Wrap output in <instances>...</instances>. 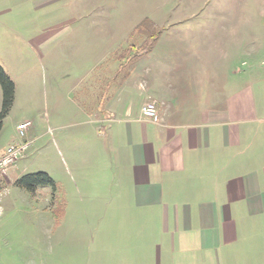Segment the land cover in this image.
<instances>
[{"label":"rangeland","instance_id":"obj_1","mask_svg":"<svg viewBox=\"0 0 264 264\" xmlns=\"http://www.w3.org/2000/svg\"><path fill=\"white\" fill-rule=\"evenodd\" d=\"M248 55L261 65L264 0L0 3V67L14 84L12 106L0 120V152L20 140L17 126L26 122L23 140L39 149L16 162L0 189V264H156L153 228L145 236L137 221L123 227L124 217L105 210L95 193L76 191L74 173L53 146V125L84 121L80 111L100 104L107 76L141 78L149 95L144 105L158 92L199 99L207 70L228 79L232 68L250 66L240 64ZM45 132L53 137H41ZM37 171L56 182L55 202L50 188L29 194L15 186L13 176Z\"/></svg>","mask_w":264,"mask_h":264},{"label":"crops","instance_id":"obj_2","mask_svg":"<svg viewBox=\"0 0 264 264\" xmlns=\"http://www.w3.org/2000/svg\"><path fill=\"white\" fill-rule=\"evenodd\" d=\"M258 61L230 66L228 79L207 70L199 99L158 92L156 121L141 115L149 99L141 78L107 76L100 104L80 111L84 121L53 125V146L76 191L95 193L105 210L124 217L123 227L137 221L145 236L153 228L156 264H264V58ZM34 143L20 160L39 151Z\"/></svg>","mask_w":264,"mask_h":264},{"label":"trees","instance_id":"obj_3","mask_svg":"<svg viewBox=\"0 0 264 264\" xmlns=\"http://www.w3.org/2000/svg\"><path fill=\"white\" fill-rule=\"evenodd\" d=\"M145 52V51H144ZM0 89H1V110L0 120L4 118L13 103L14 99V84L11 79L5 74L4 70L0 67ZM15 186L25 190L29 194H35L39 188L48 187L52 190V203L56 201L57 184L45 172L26 173L21 175L15 180ZM56 193V194H55Z\"/></svg>","mask_w":264,"mask_h":264},{"label":"built area","instance_id":"obj_4","mask_svg":"<svg viewBox=\"0 0 264 264\" xmlns=\"http://www.w3.org/2000/svg\"><path fill=\"white\" fill-rule=\"evenodd\" d=\"M141 115L149 120L156 121V107L154 103H147L141 108ZM31 126L30 122L22 123L17 126V142H12L7 145L4 151L0 154V189L7 179L8 171L23 157L24 151L29 146L30 142L24 141L26 130ZM4 189V188H3ZM0 191V200L3 197L4 191ZM2 207L0 205V215Z\"/></svg>","mask_w":264,"mask_h":264}]
</instances>
